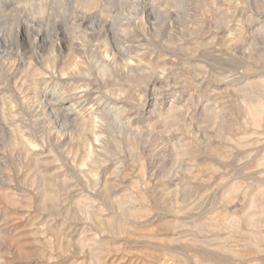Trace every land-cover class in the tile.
Returning <instances> with one entry per match:
<instances>
[{"label": "rangeland", "instance_id": "obj_1", "mask_svg": "<svg viewBox=\"0 0 264 264\" xmlns=\"http://www.w3.org/2000/svg\"><path fill=\"white\" fill-rule=\"evenodd\" d=\"M0 264H264V0H0Z\"/></svg>", "mask_w": 264, "mask_h": 264}]
</instances>
